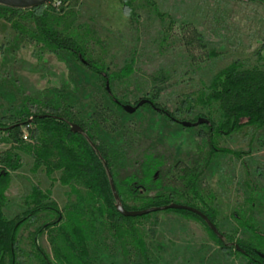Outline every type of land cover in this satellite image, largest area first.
<instances>
[{
  "label": "rangeland",
  "instance_id": "rangeland-1",
  "mask_svg": "<svg viewBox=\"0 0 264 264\" xmlns=\"http://www.w3.org/2000/svg\"><path fill=\"white\" fill-rule=\"evenodd\" d=\"M126 2L129 0H51L33 12L0 10L3 124L16 123L15 113L22 107L30 106L36 112L48 105L73 110L91 128L96 115L105 110V91L87 64L105 66L103 73L133 65L130 77L116 86L106 85L107 95L117 106L106 107L108 126L101 129L112 134L122 128L130 144L126 150L134 161L148 150L170 155L174 163L190 164V159H199V191L207 205L216 209L217 227L225 243L249 242L252 226L264 234V130L245 128L218 139L219 152L211 158L209 146L198 136L199 125L185 128L181 124L192 122L193 116L185 119L174 114L180 95L198 90L202 81L209 83L218 71L235 61L248 69L264 70V0H132L130 6ZM126 9H131L130 16H125ZM43 13L53 16L58 22L56 29L65 32L64 36L80 41L87 51L84 58L82 53L59 50L40 38L35 18ZM199 35L204 48L199 46ZM154 85L163 88L158 98L150 93ZM142 100L151 104L133 114L124 111V106L136 107ZM35 129V125L22 126L25 146L39 145L38 138H33ZM7 153L18 155L20 167L9 173L4 192L6 217L21 215L27 209V198L36 189L48 195L65 214L76 195L62 183L64 171L49 174L45 166L37 168L34 156L0 131V168ZM166 191L167 186L160 192L141 194L154 196ZM174 198L182 201L179 196ZM126 204L140 207L141 201L127 199ZM199 207L205 206L199 201ZM47 215L37 222L29 218L20 230L26 264H40L28 256L32 254L30 237L44 222L56 220L55 215ZM134 223L137 240H143L148 248V264H254L234 247L223 250L216 236L196 217L162 211ZM105 236L100 248L105 256L102 264H146L134 248L133 237L126 241ZM124 241L130 244L128 256ZM37 245L55 262L48 232L37 234Z\"/></svg>",
  "mask_w": 264,
  "mask_h": 264
},
{
  "label": "trees",
  "instance_id": "trees-1",
  "mask_svg": "<svg viewBox=\"0 0 264 264\" xmlns=\"http://www.w3.org/2000/svg\"><path fill=\"white\" fill-rule=\"evenodd\" d=\"M129 2L125 4L130 6ZM43 7L33 9L32 12ZM0 10L18 14L25 12L5 7H0ZM52 18L53 16L45 13L35 18L40 38L59 50L82 53L84 58L87 51L81 48L80 41L75 37L64 36L65 32H59L55 27L58 22ZM199 46L205 47L200 35ZM211 55L218 56L216 52H212ZM87 65L103 84L105 91L103 102L105 110L99 113L95 111L94 114L98 115L93 120V127H87L73 110L62 106L46 105L36 112L30 106L22 107L15 113L18 121L10 126L4 125L3 118H0V131L11 136L24 151L31 153L37 168L45 166L49 174L62 169L64 171L62 183L70 186L76 195V200L66 207L63 214L57 203L36 189L27 198V209L21 215L8 219L4 212L6 206L4 192L10 178V170L19 169L20 164L18 155L7 153L3 158L5 165L0 168V264H26L23 261L24 251L20 245V230L29 218H36L37 222L47 219L50 216L47 214L55 215L56 220L51 223L44 222L30 237L32 254L28 256L40 264H102L105 256H102L100 248L105 234L126 241L133 237L135 250L148 264L149 251L143 240H137L134 222L150 215L138 218L123 217L116 208L117 202L111 187L110 175L113 177L121 204L127 210L141 211L182 204L200 210L218 226L216 209L207 205L205 197L199 191L202 174L199 159H190V164L182 161L174 163L172 156L158 155L148 150L142 151L138 160L134 161L126 150L130 144L122 128L113 130L112 134H107L101 129L102 126L104 128L108 126L106 107L112 109L113 105L117 106L114 98L107 95L106 85L116 86L123 78L130 77L133 74V65L120 69V72L106 68L109 70L107 73L102 72L105 69L103 65ZM156 79L158 77H155ZM162 90L160 85H154L150 93L153 98H158ZM177 101L178 108L174 114L184 115L185 119L193 116V123L200 118L209 121L199 125L198 136L206 141L212 158L219 152L218 139L231 136L245 128L264 130V70L259 67L248 69L239 61H235L218 71L209 83L202 81L198 90L183 93ZM94 105L100 106V103ZM118 108L121 110L119 105ZM25 124L37 127L35 129L37 131L33 132V138L35 140L38 138L37 141L40 142L37 148L24 145L26 143L22 139L21 128ZM70 124L80 125L85 136L73 133ZM94 127L97 128L96 131ZM152 130L153 128L148 132ZM155 130L159 131V128ZM205 164L208 165L207 162ZM166 186L168 191L165 193L154 196L141 194V191L160 192ZM175 196H179L182 201H177ZM127 199L141 201L140 207H129L126 204ZM199 201L205 207L200 208ZM165 211L196 217L206 225L200 217L191 212ZM38 215L40 217H37ZM244 224L247 225L246 222ZM252 230L250 241L239 243L245 254L238 252L233 243H225V239L220 240L216 237V240L223 250H231L234 247L237 253L249 258L254 264H264V258L259 255H264V234L257 231L254 226ZM45 231L49 233L55 262L37 245V234ZM129 247L130 244L124 241L123 250L127 256Z\"/></svg>",
  "mask_w": 264,
  "mask_h": 264
},
{
  "label": "water",
  "instance_id": "water-1",
  "mask_svg": "<svg viewBox=\"0 0 264 264\" xmlns=\"http://www.w3.org/2000/svg\"><path fill=\"white\" fill-rule=\"evenodd\" d=\"M51 0H0V7H5V8H9V9H14V10H20V11H27V10H33V9H37L39 7H43L45 5H47ZM145 104H151L150 101L148 100H142L138 103V105L136 107H133L131 105H126L124 106V111L129 113V114H133L138 108L144 106ZM43 118V117H41ZM32 120L29 121V123H31ZM206 123V120L203 118H200L198 120L197 123H193V122H188V121H184L182 122V126L185 128H193L196 127L198 125H202ZM71 127V131L75 134H80L85 136V132L82 129V127L78 124H70ZM110 183H111V187L113 190V193L115 195L116 198V208L118 210V212L125 218H138V217H144L153 213H157V212H162L165 210H184V211H188L191 212L195 215H197L198 217H200L207 225V227L211 230V232L220 240L224 239L223 234H221V232L219 231V229L217 228V226L209 219L208 216H206L204 213H202L200 210L194 208V207H190L187 205H182V204H171L165 207H157V208H150V209H146V210H141V211H130L127 210L120 201V198L118 196L114 181H113V177L110 175ZM234 247L236 248V250L238 252H240L241 254H245V251L236 244H233ZM261 258H264V255L259 254Z\"/></svg>",
  "mask_w": 264,
  "mask_h": 264
},
{
  "label": "clouds",
  "instance_id": "clouds-1",
  "mask_svg": "<svg viewBox=\"0 0 264 264\" xmlns=\"http://www.w3.org/2000/svg\"><path fill=\"white\" fill-rule=\"evenodd\" d=\"M124 14H125V16H130L131 15V9H126Z\"/></svg>",
  "mask_w": 264,
  "mask_h": 264
},
{
  "label": "built area",
  "instance_id": "built-area-1",
  "mask_svg": "<svg viewBox=\"0 0 264 264\" xmlns=\"http://www.w3.org/2000/svg\"><path fill=\"white\" fill-rule=\"evenodd\" d=\"M26 139V137H24Z\"/></svg>",
  "mask_w": 264,
  "mask_h": 264
}]
</instances>
